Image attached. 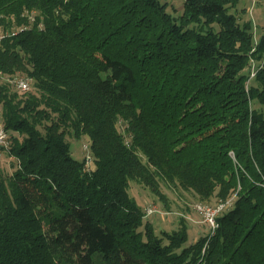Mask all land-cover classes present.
<instances>
[{"label": "trees", "instance_id": "1", "mask_svg": "<svg viewBox=\"0 0 264 264\" xmlns=\"http://www.w3.org/2000/svg\"><path fill=\"white\" fill-rule=\"evenodd\" d=\"M239 1L176 16L162 0H0L2 152L17 160L0 172V264H264V35L230 13ZM132 180L234 205L187 245L186 220L160 236Z\"/></svg>", "mask_w": 264, "mask_h": 264}, {"label": "rangeland", "instance_id": "2", "mask_svg": "<svg viewBox=\"0 0 264 264\" xmlns=\"http://www.w3.org/2000/svg\"><path fill=\"white\" fill-rule=\"evenodd\" d=\"M162 2L168 3V10L176 16L181 15L184 11L185 0H162ZM230 13L235 15L240 22L251 21L253 23L255 43L264 35V0H240L235 7L230 9ZM18 76L26 77L25 74H19ZM30 84L32 85L31 81ZM119 127L124 133L126 141L129 142V135L124 132V124L121 123ZM69 141L71 143L72 156L77 160L84 159L83 145L88 144L89 139L83 137L77 140L70 137ZM143 160L146 161V158L143 157ZM16 161L15 158L1 151L0 172L4 176H11L15 167L13 165ZM161 191L164 197L155 194L150 187L136 180L131 181L129 188L130 196L135 198L141 207L145 210L153 207L156 210L148 217V220L155 226L160 236L163 231L178 229L182 219H185L189 226L187 245L192 244L201 236L210 235L208 225L196 211L195 206L199 203H207L214 206L217 204L216 198L211 202H203L194 193L185 191L179 186L168 185L163 181L161 182Z\"/></svg>", "mask_w": 264, "mask_h": 264}, {"label": "built area", "instance_id": "3", "mask_svg": "<svg viewBox=\"0 0 264 264\" xmlns=\"http://www.w3.org/2000/svg\"><path fill=\"white\" fill-rule=\"evenodd\" d=\"M6 34H9V32L7 33L0 32V40ZM14 34H16V31L11 33V35ZM263 66H264V58L259 63L256 62L255 60H252V72L250 77L251 78L255 77L258 68H261ZM9 80L12 84H14L18 88L20 93H25L28 90H30L31 84H30V80L27 77L14 75ZM8 145H9L8 134L4 129L2 114L0 111V152L3 151V148H8ZM83 151L85 152L86 170L89 172L95 170L96 168L95 158L93 153L91 152L90 145L84 144ZM234 198L235 197H232L228 200L221 201L214 206L205 203L196 204L195 209L203 217V221L208 225L211 235H214L216 230L219 228V221H218L219 216L224 211H227L233 207ZM154 211L156 210L153 209V207L147 208L145 210L146 218H148L151 214H153Z\"/></svg>", "mask_w": 264, "mask_h": 264}, {"label": "crops", "instance_id": "4", "mask_svg": "<svg viewBox=\"0 0 264 264\" xmlns=\"http://www.w3.org/2000/svg\"><path fill=\"white\" fill-rule=\"evenodd\" d=\"M253 24V23H252Z\"/></svg>", "mask_w": 264, "mask_h": 264}]
</instances>
